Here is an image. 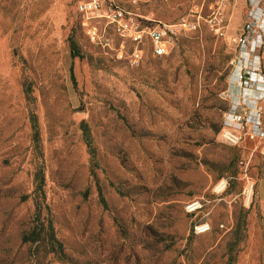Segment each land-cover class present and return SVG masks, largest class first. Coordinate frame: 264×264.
Returning <instances> with one entry per match:
<instances>
[{
    "label": "rangeland",
    "instance_id": "obj_1",
    "mask_svg": "<svg viewBox=\"0 0 264 264\" xmlns=\"http://www.w3.org/2000/svg\"><path fill=\"white\" fill-rule=\"evenodd\" d=\"M91 1L0 0V264H264L262 157L219 137L246 0ZM115 6L194 27L157 55ZM39 166L65 259L22 239Z\"/></svg>",
    "mask_w": 264,
    "mask_h": 264
},
{
    "label": "built area",
    "instance_id": "obj_2",
    "mask_svg": "<svg viewBox=\"0 0 264 264\" xmlns=\"http://www.w3.org/2000/svg\"><path fill=\"white\" fill-rule=\"evenodd\" d=\"M99 5L98 0L89 3L93 12L99 9ZM80 7L87 9L88 5L83 3ZM246 7L245 21L230 60L228 88L225 92L228 103L223 112L219 137L221 142L232 147L251 143L253 151L262 157L264 175V0H246ZM128 13L115 6L103 15L133 40L140 42L145 38L150 41L157 55L166 53L169 32L177 34L180 29L194 27L192 21L184 18L178 24L146 25L140 28L132 16L128 17ZM216 21L211 20L213 26ZM252 189L253 184L248 188V199ZM208 229L209 224L196 226L197 232Z\"/></svg>",
    "mask_w": 264,
    "mask_h": 264
},
{
    "label": "trees",
    "instance_id": "obj_3",
    "mask_svg": "<svg viewBox=\"0 0 264 264\" xmlns=\"http://www.w3.org/2000/svg\"><path fill=\"white\" fill-rule=\"evenodd\" d=\"M72 49L76 55H79L77 44L75 42H72ZM33 130V142L36 148L40 150L39 129L35 121L33 122ZM32 195L35 204L33 226L24 233L22 237L23 241L37 243L40 245L42 244L44 249L58 255L59 258H67L63 243L57 238L55 234L52 220H49L47 224L41 222L42 215L46 210H48V205L46 203L45 174L43 166H39L34 174V189Z\"/></svg>",
    "mask_w": 264,
    "mask_h": 264
},
{
    "label": "crops",
    "instance_id": "obj_4",
    "mask_svg": "<svg viewBox=\"0 0 264 264\" xmlns=\"http://www.w3.org/2000/svg\"><path fill=\"white\" fill-rule=\"evenodd\" d=\"M257 185H258V194L264 198V175H263V169L260 173V177L257 179Z\"/></svg>",
    "mask_w": 264,
    "mask_h": 264
}]
</instances>
